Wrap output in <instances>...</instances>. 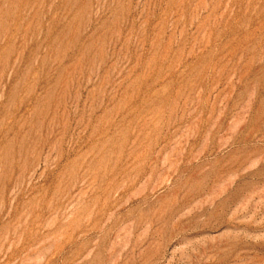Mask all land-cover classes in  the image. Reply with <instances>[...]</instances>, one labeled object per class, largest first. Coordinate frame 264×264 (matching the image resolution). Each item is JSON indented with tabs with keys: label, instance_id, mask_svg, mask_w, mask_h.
I'll list each match as a JSON object with an SVG mask.
<instances>
[{
	"label": "rangeland",
	"instance_id": "374dc122",
	"mask_svg": "<svg viewBox=\"0 0 264 264\" xmlns=\"http://www.w3.org/2000/svg\"><path fill=\"white\" fill-rule=\"evenodd\" d=\"M0 264H264V0H0Z\"/></svg>",
	"mask_w": 264,
	"mask_h": 264
}]
</instances>
